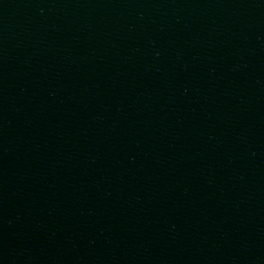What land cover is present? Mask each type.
<instances>
[{
    "label": "water",
    "instance_id": "1",
    "mask_svg": "<svg viewBox=\"0 0 264 264\" xmlns=\"http://www.w3.org/2000/svg\"><path fill=\"white\" fill-rule=\"evenodd\" d=\"M0 264H264V0H0Z\"/></svg>",
    "mask_w": 264,
    "mask_h": 264
}]
</instances>
